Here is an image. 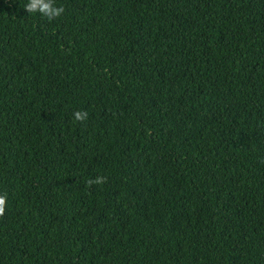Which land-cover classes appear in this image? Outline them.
I'll list each match as a JSON object with an SVG mask.
<instances>
[{"label":"trees","instance_id":"trees-1","mask_svg":"<svg viewBox=\"0 0 264 264\" xmlns=\"http://www.w3.org/2000/svg\"><path fill=\"white\" fill-rule=\"evenodd\" d=\"M27 2L0 0V264H264V0Z\"/></svg>","mask_w":264,"mask_h":264},{"label":"clouds","instance_id":"clouds-1","mask_svg":"<svg viewBox=\"0 0 264 264\" xmlns=\"http://www.w3.org/2000/svg\"><path fill=\"white\" fill-rule=\"evenodd\" d=\"M24 10L29 14H38L40 17L47 19L49 22L59 19L64 13L65 8L57 6L55 0H28L24 5ZM74 120L84 123L88 119V112L78 110L73 114ZM88 187L93 185H103L107 183V177L96 176L94 179L87 180ZM8 208V193H0V219L6 215Z\"/></svg>","mask_w":264,"mask_h":264}]
</instances>
